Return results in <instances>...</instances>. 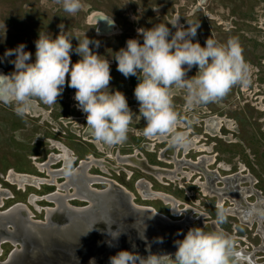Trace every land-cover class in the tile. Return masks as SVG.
Wrapping results in <instances>:
<instances>
[{"label":"rangeland","instance_id":"rangeland-1","mask_svg":"<svg viewBox=\"0 0 264 264\" xmlns=\"http://www.w3.org/2000/svg\"><path fill=\"white\" fill-rule=\"evenodd\" d=\"M203 1L205 4L208 2L209 7H201V0H82L85 9L71 14L65 12L62 5L55 3V0H0V68L8 76L15 71L14 64L11 63L15 56L6 57L5 52L9 49H15L20 44H25V51L32 54L27 63H34L35 42L39 39L40 33L47 35L50 39H55L60 34L73 38L71 41L73 50L78 46V41L82 42L87 37L92 41L89 47L93 53L101 56V59H107L110 63L112 80L109 84V91L111 93L115 91L122 92L131 111L135 115H139V103L134 96V89L137 85L133 83L132 76L125 78L117 70V62L114 59L115 53L124 48L127 40L137 39L143 44V37L138 35L137 29H151L157 24L165 23L170 32L174 34L177 28H174L170 23L177 21V27L184 29L189 28L190 25L192 27L199 26L197 33L202 37L203 47L206 46V40L209 38L224 44L225 36L223 32L211 20H206L204 23L203 13H197L194 16V9L201 7L206 13L210 8V13L213 15L210 16L211 19L220 17L225 19L223 3H229V10L236 9L237 13L248 12L253 14V7L249 6L247 2H255V0H246L247 2H242L243 0ZM257 7L261 8L260 5H257ZM93 13H102L114 21L116 25L112 36H100L98 27H92L89 24ZM169 39H171V36ZM80 59L81 57L75 51L71 53L73 64ZM192 69L187 72L186 78H192ZM66 80H70V75ZM181 90L179 94L185 96L187 94L186 90L183 87H181ZM75 92L76 89L68 87L66 83L62 95L57 98L55 104L47 105L37 101L36 107L23 115L17 113L15 103L0 102V214L7 213L17 206H26L32 213V221L44 222L47 209L58 208L56 203L48 200V197L59 192L58 184L65 185L67 182L66 177L59 176L56 179L57 184H48V181L52 180L49 171L56 174L59 172L65 173V161L71 158L72 167L76 172L83 162L91 163L92 158H94V161L106 163L110 167L119 168L120 170L115 171L106 165L93 164L87 175L110 180L123 187L134 196L136 205L155 209L157 214H161L173 222H181L184 218L182 215L175 216L172 214L173 208L171 206L173 204H167L159 196L169 195L168 197L178 201L177 210H183L188 206L195 207L203 212L208 211L212 214L213 219L219 221L220 212H215L213 208L216 200L205 198L200 190L194 187L197 179L192 178V181H189L187 178L180 177L179 180H174L172 183L169 178V180L167 178L160 180L156 176L153 177L141 171L132 163L123 162L122 158L124 156L135 154L138 151L136 155H144L153 166L167 169L175 168L174 165H167L158 161V151L163 146L160 147L159 144L156 146V143L161 141L152 142L151 138L143 135V128L146 127L145 119L141 118L140 121L130 125V128L137 131H130L127 141L122 145L112 147L103 145L96 142L90 135L86 127V114L78 108L74 99ZM180 103L184 108L177 109L174 102L175 109L183 123L188 125V111L190 110L186 108V102L182 100ZM135 115L133 117L134 121ZM245 128L244 136H239V131L233 136L236 139L244 137V140L249 142L251 152L249 151L250 153L243 158L247 159L245 161L247 166L252 167L255 164L254 160H251L253 158L252 153L258 152L257 155L260 157V161L257 162V167L260 171L259 174L264 175V159L262 156L264 153V137L262 134L258 135L260 138L258 141L256 131L250 126H245ZM214 151L219 153L220 163L225 162L227 165L235 164L236 160L228 161V159L240 153L238 148L221 147L220 144ZM198 155L199 152L196 150H190L188 153L183 150L178 151L179 158L186 157L187 159L197 160L195 158ZM139 157L142 156L139 155ZM38 165H48V168L45 167L41 171ZM183 168L184 171H191L189 167ZM11 172L32 176L39 181L25 183L26 185L22 188L9 179ZM197 176L199 175L197 174ZM142 181L150 183L148 186L150 185L151 189L146 192L153 195L154 193L158 194V197H149V194L146 197L138 188V184ZM91 187L98 191H104L108 188V185L97 183ZM261 189L264 191V185H261ZM64 191L63 189L62 192L64 193ZM69 193H74L73 188L69 190ZM69 204L76 208L88 206L81 199L70 201ZM196 204L198 206H195ZM228 222H232V220L225 215V219L220 223L223 227H228L230 225ZM187 228L190 229V227ZM9 229L13 230L12 228ZM241 232L243 231L239 229V233ZM259 242L255 236H252L246 242L234 240L236 250L240 246L244 248L256 246ZM0 248V263L6 262L15 249L21 250L19 245H14V243L8 241L2 243ZM258 257V261L262 262L264 260L263 255H258Z\"/></svg>","mask_w":264,"mask_h":264},{"label":"clouds","instance_id":"clouds-1","mask_svg":"<svg viewBox=\"0 0 264 264\" xmlns=\"http://www.w3.org/2000/svg\"><path fill=\"white\" fill-rule=\"evenodd\" d=\"M55 3L71 14L85 9L82 0H55ZM170 24L177 28L174 34L165 23L151 29H137L143 44L137 39H129L126 48L114 55L117 70L125 78L136 76L140 81L134 89L139 115L131 111L122 92L109 91L110 63L93 53L89 47L92 41L86 37L82 42L78 41L73 50V38L63 34L50 39L40 33L35 42L34 63H27L32 54L25 51V44L5 52L6 57L15 56L11 61L15 71L10 76H0L3 81L0 83V102L15 103L17 113L23 115L32 111L37 101L55 104L67 83L68 87L76 89L74 99L86 114V127L96 142L109 147L122 145L130 131H137L130 125L143 118L146 120L145 137L164 138L171 145L187 151L193 141L186 131L178 130L183 120L175 109L174 86L180 85L186 90V108L192 110L223 99L235 85L247 87L251 83L253 66L244 60L238 39L230 38L226 44H221L209 38L206 46L201 47L199 42H192L199 26L190 25L184 29L177 27V21ZM73 51L81 57L75 64L71 61ZM193 66H198V74L186 78ZM69 75L70 80H66ZM74 172L69 158L65 161V175L72 176ZM218 219L223 222V212ZM108 234L115 240L121 232L109 228ZM139 236L145 239L144 233ZM155 242L162 244L164 239L156 237ZM174 245L177 247L174 254L152 253L150 247L146 257L137 252L120 251L109 258L110 264H235L233 258L239 256L234 240L218 227L210 232L191 228L185 238L174 241Z\"/></svg>","mask_w":264,"mask_h":264},{"label":"flooded vegetation","instance_id":"flooded-vegetation-1","mask_svg":"<svg viewBox=\"0 0 264 264\" xmlns=\"http://www.w3.org/2000/svg\"><path fill=\"white\" fill-rule=\"evenodd\" d=\"M244 1L247 2L246 0L242 2ZM201 2H203V0H201ZM207 3L201 4L200 6H208ZM247 3L249 6L253 7V14H249L248 12L237 13L236 9L229 10V3H223V15L226 17L225 19L221 17L218 19H211L210 16L213 15L210 13V8H208L205 13L201 7H196L193 15L196 16L197 13H203L205 17L203 20L204 23L206 20H211V22L223 32L225 36V40H223V42H225L224 44H226L230 38L238 39L243 49L244 60L253 66L251 83L247 87H243L239 84L235 85L223 99L206 105L197 106L188 111V125L183 123V127L180 126L178 130L186 131L189 138L193 141V144L195 143L189 150L185 151L177 148L164 138H151L152 142L161 141L156 143V146L157 144H159L160 147L163 146L159 148L158 156L156 155L159 159L158 161L166 163L167 165H174V169L153 166L144 155H136L138 151L135 154H127L122 158L126 160L127 163L129 162L136 165L138 169L153 177H155V175L148 172L147 167L158 168V170L162 172L161 175H168L172 172L174 177H178L175 180H178L180 177L187 178L186 176L189 174L188 172H190L192 177L189 181H192V178H195L194 180L197 179L194 183V187L200 190V193L204 195L205 198H214L216 200L213 204L214 211L223 212L224 215L231 218L232 222H228L230 225H228V227L225 226V228L221 225L222 222L220 223L213 219L212 214L208 211L203 212L191 206H189V208L185 207L180 211V213H183L182 216L184 217L181 222L191 218L193 220L191 223H197L201 226L202 223L199 221L201 218L205 222L204 227H207L206 229H208L209 232L213 230L212 228L218 227L219 230L223 231L227 236H232L231 238L233 240L246 242L249 241L252 236L258 238L260 241L258 245L249 248L240 246L236 250L239 252L241 263L243 262V264H249V260L253 257L258 261V255L264 256V191L261 189V185H264V175L259 174L260 171L257 167V162L259 163L260 157L257 155V151L253 152V158L251 160H254L255 164H253L252 167L247 166L245 163L247 159L243 158L251 152L249 142H246L244 137L237 138V140L236 137L233 136V134L238 133V131L239 136H244L245 126H250L256 131L258 141L260 140L258 135L262 134L264 137V0H255L254 3ZM257 5H260L261 8H258ZM192 42H199L201 47H203L202 37L198 33L192 38ZM125 47L126 44L124 48ZM191 72L192 77L197 75L199 72L198 66H194ZM132 77L133 83L137 85L140 81L136 76ZM180 91H182L180 85L174 86V102L176 108L179 110L184 108L180 101L183 100L186 102V95L182 96L179 94ZM219 144L221 147L238 148V150H240L239 154H235L229 159L227 158L228 161L236 160L235 164L227 165L225 162L220 163V155L218 152L215 153L214 151V149L218 148ZM181 150L186 153L190 150L198 151L199 155L195 158L197 160L187 159L186 157L179 158L178 151L180 152ZM139 155L142 157H139ZM262 156L264 159V153ZM221 157L223 158L222 155ZM186 161L187 163H185ZM222 161L224 160L222 159ZM137 162H139L142 167L138 166ZM182 162L185 164L183 165ZM182 167H189L191 171H184ZM197 174L199 176H197ZM167 177L168 176H164L162 180ZM210 179L212 180L210 181ZM170 181L173 183L172 180ZM143 182L149 183L146 181L139 183L143 191L145 190L146 192L147 184ZM204 189H207V194L203 192ZM145 194L149 193L146 192ZM172 199L178 203L176 199ZM161 200L164 201L163 199ZM196 202L198 201L196 200ZM195 206H198V204ZM199 206L201 207V204ZM201 214L204 216H200ZM239 229L243 232L239 233ZM253 261L255 262L256 260ZM256 264H264V260L262 262L258 261Z\"/></svg>","mask_w":264,"mask_h":264},{"label":"water","instance_id":"water-1","mask_svg":"<svg viewBox=\"0 0 264 264\" xmlns=\"http://www.w3.org/2000/svg\"><path fill=\"white\" fill-rule=\"evenodd\" d=\"M93 164L110 167L93 160L91 163L83 162L77 171L85 173ZM137 165L142 167L139 162ZM147 170L153 175L158 172L151 167H147ZM58 174L69 178L63 188L68 191L76 189L73 193L75 197L69 199L68 203L64 198L57 199L60 200L59 203L53 198L52 201L60 204V207L54 211H46L44 222L32 221L33 218L30 219L23 209L18 211L19 219L14 215H0V246L8 241L21 247V250L15 249L8 260L0 264H90L92 260L95 264H110L109 258L120 251L137 252L146 257L149 247L152 253L174 254L177 251L174 241L183 240L187 234L183 223H167L149 208L136 205L134 196L113 181L84 177L83 181L80 180V185H83L77 186L76 173L72 176H67L64 172ZM90 183L107 184L108 188L98 191L91 186L87 187ZM78 195L82 198H78ZM147 195L145 196L148 197ZM149 197L154 195L149 193ZM75 199H82L88 206H71L69 202ZM189 225L190 228H202L197 223ZM109 228L114 232H121L118 239H112L108 234ZM206 228H203L204 231L209 232ZM139 233L141 236L144 233L145 239H140ZM156 237H163L164 242L156 243ZM233 259L238 264L240 254Z\"/></svg>","mask_w":264,"mask_h":264},{"label":"bare ground","instance_id":"bare-ground-1","mask_svg":"<svg viewBox=\"0 0 264 264\" xmlns=\"http://www.w3.org/2000/svg\"><path fill=\"white\" fill-rule=\"evenodd\" d=\"M205 2L203 1L202 2V4H204ZM92 27L93 26H96V27H98V34L100 35V36H106V37H109V36H112L113 34H114V31H115V23H114V21L111 19V18H109V17H107V16H105L104 14H100V13H93L92 14V16H91V18H90V23H89ZM180 24V23H179ZM126 48V47H125ZM6 75V73L4 72V70L3 69H1L0 68V76H5L4 74ZM7 76H8V74H7ZM3 81L2 80H0V83H2ZM264 106V105H263ZM262 107V106H261ZM263 109V108H262ZM216 120V119H215ZM221 121V120H220ZM230 122V121H229ZM232 123V122H231ZM230 123V124H231ZM217 127V126H216ZM221 127V126H220ZM226 127H227V125H226ZM220 129V128H219ZM231 129H233V128H231ZM217 130V129H216ZM195 144V143H194ZM194 144H192L193 146H194ZM173 147V146H172ZM198 149V148H197ZM200 149V148H199ZM203 151V150H202ZM205 151V150H204ZM201 152V151H200ZM176 155V154H175ZM175 155H174V157H175ZM167 157V156H166ZM206 157V156H205ZM207 158V157H206ZM93 159L94 158H92V161H93ZM178 159V158H177ZM169 160V159H168ZM175 160V159H174ZM53 161V160H52ZM169 161H171V160H169ZM123 162H124V160H123ZM87 163V162H86ZM183 163V162H182ZM185 163H187V161L185 162ZM185 163H183V165L185 164ZM49 165H50V163H48ZM182 165V164H181ZM198 165V164H197ZM206 165V164H205ZM150 166V165H149ZM191 166V165H190ZM189 166V167H190ZM200 166V165H199ZM38 167H39V169L41 170V171H43L44 169H45V167L46 168H48V165H38ZM91 166H89L86 170H85V173H81V171H76V172H74V173H76V176H77V178H76V183H77V186H82V185H80L81 184V181L80 180H82L83 181V179H84V177H92V176H88L87 175V172L89 171V169H91L90 168ZM159 168V167H158ZM158 168H154L153 167V169L156 171H158L157 172V174L155 175L158 179H160V180H162V178L164 177V176H168L167 178H169L170 180H172V181H174L176 178H178V177H174L173 176V174H172V172L171 173H169L168 175H161L162 174V172L161 171H159L158 170ZM183 168V167H182ZM197 168V167H196ZM204 168V167H203ZM202 168V169H203ZM193 169V168H192ZM208 169V168H207ZM145 170V169H144ZM116 171V170H115ZM50 172V174H51V177H52V180H50V181H48V184H50V183H53V184H57V178L59 177V176H61V175H59L58 173L56 174V173H53V172H51V171H49ZM90 172V171H89ZM149 172V171H148ZM189 174L186 176L189 180L191 179V175H190V172H188ZM89 174V173H88ZM160 174V175H159ZM176 174H178V173H176ZM213 174V173H212ZM214 175V174H213ZM9 177V176H8ZM208 177V176H207ZM248 177V176H247ZM26 178L27 179H29L30 180V182L31 181H39L38 179H36L35 177H32V176H28V175H20V174H15V173H13V172H11V174H10V180L13 182V183H17L20 187H24L26 184L25 183H29V181L28 180H26ZM92 178H99V177H92ZM185 178V177H184ZM216 178H217V176H216ZM66 179H67V182H69V178H67L66 177ZM215 179V178H214ZM250 179V178H249ZM179 180V179H178ZM212 179H210V181H211ZM225 180V179H224ZM206 181V180H205ZM215 181V180H214ZM221 181V180H220ZM231 181H234V180H231ZM114 183V182H113ZM144 184H146L145 182H143ZM200 183V182H199ZM211 183V182H210ZM218 183V182H217ZM242 183H243V181H242ZM150 184V183H149ZM215 184V183H214ZM252 184V183H251ZM117 185V184H116ZM209 185V184H208ZM216 185V184H215ZM58 186V189H59V192H57L56 194H53V195H51L50 197H48V200L49 201H51V202H53L52 200H53V198H55V200H57V199H62V197L66 200V203H68V200L69 199H73L74 197H75V195H73V194H70V193H68L69 191H68V189H65V191H64V193L62 192L63 191V185H60V184H58L57 185ZM90 186H92V183H90L87 187H90ZM147 186V190L148 189H150V185L148 186V184L146 185ZM207 186V185H206ZM210 186V185H209ZM226 186H227V184H226ZM239 186V185H238ZM111 187V186H110ZM204 187V186H203ZM208 187V186H207ZM237 187V186H236ZM252 187V186H251ZM138 188H139V190L141 191V192H143L144 193V195H146L145 193V190L143 191V189L141 188V184H138ZM137 188V189H138ZM209 188V187H208ZM219 188V187H218ZM221 188V187H220ZM89 190H90V188H88ZM210 189V188H209ZM252 189V188H251ZM73 190L76 192V189H74L73 188ZM217 190V189H216ZM221 190V189H220ZM91 191H93L92 189H91ZM218 191V190H217ZM236 191V190H235ZM234 191V192H235ZM242 191V190H241ZM245 191V190H244ZM67 192V193H66ZM203 192L205 193V194H207L208 193V191H207V189H204L203 190ZM255 192V191H254ZM62 193V194H61ZM224 193V192H223ZM234 194V193H233ZM61 195V196H60ZM158 194H155L154 193V197H158L157 196ZM209 195V194H208ZM249 195V194H248ZM159 196H161V199H163L164 201H166V203L168 204V203H171V204H173V206H172V208H173V215H175V216H177V215H180L179 213H180V209L177 211V207H178V203H176L172 198H170V197H168V196H166V195H164V196H162V195H159ZM258 196H259V194H258ZM221 197H224V196H221ZM249 197V196H248ZM78 198H82V197H80L79 195H78ZM34 200H35V198H34ZM82 200V199H81ZM234 200V199H233ZM60 200H57V202H59ZM83 201V200H82ZM223 201V200H222ZM221 201V202H222ZM227 201V200H226ZM236 201V200H235ZM230 202H232V201H230ZM223 203V202H222ZM222 203H219V204H222ZM239 203V202H238ZM56 205H57V203H56ZM60 205V204H59ZM59 205H57V207L59 208L60 206ZM16 206V205H15ZM219 206H221V207H224V206H222V205H219ZM188 208H189V206H188ZM191 208V207H190ZM14 209H15V211H14ZM19 209H23V211H25L26 213H27V215L30 217V219H32V213H31V211L29 210V208L28 207H26V206H18V207H16V208H12V209H10L6 214H0V215H10V216H12V215H14V217L16 218V219H19ZM150 209V208H149ZM55 209H47V212H49V211H54ZM194 210V209H193ZM222 210V209H221ZM19 211V212H18ZM150 211L152 212V213H154L155 215H157L158 217H160L163 221H165V222H167V223H175V224H178V223H183L185 226H184V228H185V230L188 232V228L187 227H190V225H189V223H191V222H193V220L190 218V219H187L186 221H184V222H173L172 220H170L169 218H167V217H165V216H162L161 214L159 215V214H157V211L155 210V209H150ZM189 211H191V210H189ZM232 211V210H231ZM238 211V210H237ZM179 212V213H178ZM234 213V212H233ZM185 214V213H184ZM209 217V216H208ZM204 218V217H203ZM195 220V219H194ZM202 224H201V227H204V225H205V222H204V220H202L201 218H200V220H199ZM36 223H38V222H36ZM207 223V222H206ZM248 223V222H247ZM250 223V222H249ZM216 225V224H215ZM29 227H30V225H29ZM32 228V227H31ZM192 228V227H191ZM190 228V229H191ZM34 229V228H33ZM213 230H214V228H212ZM259 231V230H258ZM232 237V236H231ZM251 258V257H250ZM253 260H256L257 261V259L256 258H251L250 260H249V264H256V261L254 262ZM238 262V264H242L241 263V259H239V261H237Z\"/></svg>","mask_w":264,"mask_h":264}]
</instances>
